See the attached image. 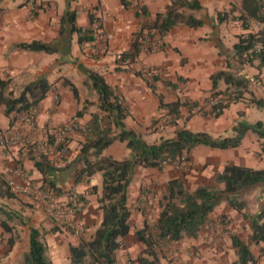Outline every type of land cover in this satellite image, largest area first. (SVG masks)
<instances>
[{
	"label": "crops",
	"instance_id": "crops-1",
	"mask_svg": "<svg viewBox=\"0 0 264 264\" xmlns=\"http://www.w3.org/2000/svg\"><path fill=\"white\" fill-rule=\"evenodd\" d=\"M31 1L38 4L37 12L32 11L29 5ZM200 1L203 6L200 10L179 6V11L202 19L204 22L202 26L195 28L181 22L163 36L157 33L160 43L158 50L149 53L141 50L136 58V67L146 64L158 69L153 83L150 84L143 75L136 74L138 70L127 69L126 64L117 63V57L130 49L134 35L141 26L145 23H153L157 14L165 13L173 0H75L71 9L76 8L78 11L79 26L90 27L95 24L91 23L92 18L95 20L101 14L107 16L103 23V31L108 38L109 49L100 55L93 54L88 44L82 49L78 39L75 44V35H72L69 50H65L64 38L68 34V29L71 31L72 29L70 24L63 22L62 18L68 7L66 6L64 10L60 9L59 0H2L0 2V79L9 80L8 92H15L13 89L17 87L21 92L27 84L40 77L46 78L50 84H53L47 97L39 103L38 138L42 137L44 127L49 124L61 126L77 122L82 127L90 126L97 115L101 120L103 112L100 108L99 94L88 74L81 69V65L99 72L106 78L128 108L129 113L124 120L127 128L142 134L148 143L175 137L178 127L192 131H206L214 137L230 135L239 120L248 118L254 103L243 99L232 103L219 117L206 114L202 110L206 100L213 92L223 91L230 84L224 79H218L215 88L213 75L220 71H228L250 78V90L257 98H264L262 97L264 96V65L258 58L249 62L234 49V45L239 41V35L251 31L250 27L245 29L235 21L244 0H223V7L216 6L217 16L221 14L220 16L224 17L217 21L222 22L220 24L214 21L215 18L211 20L210 6L206 0ZM262 4L264 9V0ZM220 16L219 19L222 18ZM224 22L230 23L234 31L232 34L234 40L230 39V36L227 38L229 43L224 42L227 37V34L222 33L221 25ZM33 40L55 44L59 47V51L48 53L17 46L19 43ZM67 79L77 86L78 97L70 85L66 84ZM83 87L89 90L84 91ZM91 93L93 95H90ZM56 94L59 95L58 105H55L54 101ZM245 96L247 97V94ZM161 97L168 104L181 99L196 106L189 117L190 107L181 105L177 118L178 125L173 123L163 125L162 117L170 113L168 108L161 107ZM17 114L18 112L15 111L7 114L6 106L0 103V127L5 129L15 124ZM85 136L82 129H76L72 133L69 145L70 157L65 163L66 170L57 176V183L64 191L72 188L87 199L82 212L77 213L75 217L85 225L88 230L86 235L91 237L102 219L98 198L102 191L103 176L102 172H98L90 181L87 179L79 183L74 181V170L84 165L78 156ZM123 144L127 150L121 152L122 157L118 158L113 154L111 145L104 150V155L120 160L130 157L132 150L128 148L126 142ZM21 154V150L6 151L0 148V197H4L0 203H5L3 206L8 211H4L3 216L0 214V264H17L21 259V250H25V248L20 249L18 245L21 242L20 238L25 237L22 242L26 243L27 239L29 242L32 228L40 231L43 240L44 236L47 240L52 236H61L59 232L49 229L54 222L40 206L35 205L27 196L10 193L7 178L17 176L16 171L19 169L27 172L38 185L43 186L44 183V175L36 167L35 159L24 158ZM228 163L264 168V137L260 138L254 132H248L240 146L226 149L198 145L192 151L190 166L186 171H180L173 165H167L163 169L136 166L129 188L132 229L124 238V245L117 252L118 263L128 264L129 256L137 263L136 258L144 245L136 238L135 231L142 228L146 217L149 219L159 211L161 194L166 190L169 179L181 175L194 189L200 185L214 184L219 167ZM93 186L98 187L97 192H92ZM261 189L264 191V188ZM259 191L260 189L256 187L245 195L249 214H256L264 201V197L257 196ZM6 197L10 198L9 203L6 202ZM14 201L18 204L14 205ZM140 203L153 213L148 215L145 208L135 209L134 207L141 205ZM12 211L22 214L21 225L14 226ZM219 214L227 217L232 233L240 236L245 242H251L250 221L243 213L232 208L227 202H222L217 207L214 217ZM204 234L205 231L198 238H186L174 244L181 255L182 264H231L238 258L232 245L231 235L226 236L223 245L215 246ZM11 238L14 239V245L10 244ZM47 245L50 249L49 243ZM262 245L264 243L260 245L253 241L251 245L254 254L260 257L259 264H264ZM123 249L127 252L125 257H121L120 251ZM25 251H28L27 247ZM160 257H164L167 263L171 264L167 255L161 253ZM52 260L57 264L54 258Z\"/></svg>",
	"mask_w": 264,
	"mask_h": 264
},
{
	"label": "trees",
	"instance_id": "trees-1",
	"mask_svg": "<svg viewBox=\"0 0 264 264\" xmlns=\"http://www.w3.org/2000/svg\"><path fill=\"white\" fill-rule=\"evenodd\" d=\"M74 1L67 0L68 10L62 18L63 22L70 24L72 31L78 33L80 47L85 49V45L88 44L95 54L93 48L98 45V29L105 33L103 24L97 25L100 18L95 20L92 18L91 23L94 22L95 24L87 28L79 26L77 24L78 11L76 8L71 9ZM179 6L188 7L192 10H200L203 7L200 0H173L165 13L157 14L153 23H145L141 26L134 35L130 49L121 53L122 58L117 60V63L133 64L140 55L141 41L146 35L155 39L158 37L157 33L163 36L173 26L181 22L195 28L203 25L202 19L193 14L186 15L180 12ZM243 8L253 19L264 22L262 0H244ZM220 17H222L220 20L224 18L223 16ZM246 22L244 21L243 27L249 29ZM63 31H65V27H63ZM260 41L264 42V29L258 32L251 30L239 35V41L234 45V49L241 57L245 56L249 62L258 58L264 65V53L257 54L253 50L255 44ZM17 46L26 50L48 53L59 51L57 45L40 40L22 42ZM81 69L88 74L99 94L100 108L104 113L105 124L103 125L99 115H97L94 122L88 126L91 131L86 134L78 156L84 165L75 170L74 181L75 183L84 179L90 181L96 173L102 172V191L98 198L102 210V219L90 238H81L80 241L71 243L69 246L70 264H119L117 252L124 245V238L132 229L129 188L136 166L156 167L158 169H163L167 165L176 166L184 155L190 161L192 151L198 145L221 149L238 147L248 132H254L263 138L264 122L259 120L251 123L247 119H242L233 127L232 134L219 137H213L206 131H192L185 127H178L175 137L162 138L159 142L148 143L142 134L127 128L124 120L129 113L128 108L106 78L84 65H81ZM136 74L142 75V72L136 71ZM218 79H224L230 83L225 90L212 93L213 96H223L226 99L223 111L217 113L214 109L207 110L209 111L207 112L204 107L202 108L206 114L210 113L215 117H219L232 103L246 99L245 94L247 91H251L249 86L251 79L243 77V75L220 71L213 75L215 88ZM66 84L70 85L78 97L77 86L69 79L66 80ZM8 85L9 80L0 79V103L6 106L7 114H11L13 111L22 112L34 105H39L47 97L53 86L46 78L40 77L27 84L16 96L13 91H7ZM251 94L253 95L251 101L260 107H264V98H257L252 91ZM192 104L188 101H181V99L168 104L161 97V107L169 109V113L175 117L171 123L176 125H178L177 118L179 117L180 106L187 105L193 112L196 105L193 106ZM118 139L126 142L132 150L130 157L120 160L113 156L104 155V150ZM35 165L44 175L43 187L53 189L58 195L63 194L64 189L57 183V176H60L66 168H57L46 158L36 159ZM256 187L264 188V168H254L235 163L220 166L214 184L200 185L195 189L191 188L181 175L169 179L166 190L161 194L160 208L155 219L150 220L146 217L142 228L135 231L136 238L144 245L143 250L137 256V263L161 264V253L166 255V245L162 246L163 244H175L186 238H198L207 225L214 224L217 219L214 217L217 207L222 202H227L232 208L243 213L246 219H249L252 230L251 242H245L235 233L230 234L232 245L238 257L231 264H259L260 257L254 254L251 245L252 241L260 245L264 243V201L256 214H249L245 199V195ZM92 188V192L98 191L97 186ZM82 200L86 205L87 199L83 196ZM221 218L229 227L227 217L221 215ZM54 230L67 231L60 226H55ZM14 243V239L11 238L10 244L14 245ZM261 248L263 255L264 245ZM21 264H54L48 254V245L36 228H32L30 232V248L23 254Z\"/></svg>",
	"mask_w": 264,
	"mask_h": 264
},
{
	"label": "built area",
	"instance_id": "built-area-1",
	"mask_svg": "<svg viewBox=\"0 0 264 264\" xmlns=\"http://www.w3.org/2000/svg\"><path fill=\"white\" fill-rule=\"evenodd\" d=\"M33 12L38 11V4L35 1L29 3ZM98 24H103L107 19L105 14L100 15ZM237 24H244L247 21L249 27L254 24L256 27L264 29V22L253 19L249 14L240 8L239 16L235 18ZM96 25V26H97ZM98 45L94 48L97 55L108 51V38L101 29L97 33ZM146 38V39H145ZM143 39L146 46L144 51L150 49L158 50L160 43L158 37L151 38L146 35ZM255 53H264V42L260 41L253 47ZM122 55H118L121 59ZM55 105L59 103V95L56 94ZM226 99L223 96L211 95L204 104L205 110H214L217 113L223 111V106ZM203 109V110H204ZM40 112L39 105H34L28 110L18 112L15 119V124L8 128L0 127V148L6 151L21 150L24 158H46L53 166L57 168L65 167L67 159L70 157V137L76 129H82L84 134H88L91 128L88 126H80L77 122L66 123L61 126L49 124L44 127L42 137H37V132L40 131L38 124V115ZM175 117L171 114L165 115L163 121L171 123ZM166 163V162H164ZM189 164L187 156L181 157L180 161L175 166L177 169H183ZM16 175L7 178V186L12 194L27 196L31 201L40 206L52 219L56 226L65 228L67 231L74 232L79 236L84 231V225L75 217L79 212H82L85 204L82 196L74 189L64 191L58 195L53 189L45 188L38 185L32 177L22 169L16 171ZM204 236L215 246L223 245L226 236L230 235L227 225L222 218H217L213 225H207L204 229ZM222 247V246H221ZM165 252L172 264H182L181 255L179 254L176 245L167 244ZM193 255V254H191Z\"/></svg>",
	"mask_w": 264,
	"mask_h": 264
},
{
	"label": "rangeland",
	"instance_id": "rangeland-1",
	"mask_svg": "<svg viewBox=\"0 0 264 264\" xmlns=\"http://www.w3.org/2000/svg\"><path fill=\"white\" fill-rule=\"evenodd\" d=\"M10 1V0H9ZM60 1V4H59V6H60V9H62V10H64V9H66V6H67V0H59ZM206 3L208 4V6H210V9H209V13H210V15H211V20L213 21V18H215V22H217V21H219L220 19L218 18V16H217V12H215V7L216 6H220V7H223V4H224V1L223 0H206ZM224 13V12H223ZM239 16V15H238ZM94 17H96V16H94ZM97 18V17H96ZM95 18V19H96ZM106 20H104L103 21V23L105 22ZM217 23H219V22H217ZM220 23H222V22H220ZM219 23V24H220ZM242 25H243V23H242ZM86 28H87V26H86ZM221 28H222V33H223V35L224 34H227V37L224 39V42H226V43H229L228 42V37L230 36V39H232V40H234V37H233V33H234V31H233V28L231 27V25H230V23H227V22H224L223 23V25H221ZM250 28H251V30L252 31H254V32H258V31H261V30H263V29H261V27L260 28H258V27H256L254 24H252V25H250ZM77 32H73V31H71V30H69L68 29V34L67 35H65V38H64V40H65V50L66 49H68L69 50V48H70V46H71V41H72V35H75V44H76V41H77V39H78V36H77ZM142 42V48H141V50H143V47H145L146 46V43L144 42V40H142L141 41ZM223 46H225L224 45V43H223ZM154 51H156V49L154 50V49H150L149 51H148V53L149 52H154ZM117 60H119L118 59V57H117ZM136 62V61H135ZM135 62L133 63V64H131V65H129V64H126L125 66H127V67H125V68H127V69H132V68H134L135 70H138V71H141L142 72V75H143V77L145 78V80L146 81H148V82H152L153 83V81H154V77L157 75V73H155V72H157L158 71V69L157 68H154V67H151V66H148V65H146V64H141L140 66H135ZM122 66H124V65H122ZM159 73V72H158ZM256 79H258V78H256ZM249 86H250V84H249ZM83 89H84V91H87V90H89V88H87V87H83ZM13 90H15V95L16 96H18L21 92H20V88H14ZM253 94H254V92H252ZM247 97H246V99H248L249 100V102L250 103H254V102H252L251 101V99H252V97H253V95L251 94V91H247ZM90 95H93V93H91ZM255 95V94H254ZM256 96V95H255ZM262 97H264V96H262ZM252 109V111H251V114L248 116V118H247V120L249 121V122H251V123H255V122H257V121H259V120H262L263 122H264V107H260V106H258L256 103H254V106H252L251 107ZM192 111H190V113H191ZM167 114H169V113H167ZM102 117H101V121H102V123H103V125L105 124V122H104V113H102V115H101ZM165 116V115H164ZM162 122H163V125H166L167 123L166 122H164L163 121V117H162ZM213 136V135H212ZM214 137V136H213ZM116 142V143H115ZM115 142H114V144H113V146H112V144H111V146H112V150L114 151V153L113 154H115L116 155V157H118V158H120V157H122L121 155V152L122 153H124L125 152V150H127L126 149V147H125V144H123V142L124 141H121V140H115ZM127 145V144H126ZM129 148V147H128ZM189 164L185 167V168H183L182 170L180 169V171H186L188 168H189ZM179 170V169H178ZM75 171V170H74ZM259 189H260V191H259V193H258V197H264V191L260 188V187H258ZM2 198H4V197H0V200L2 199ZM9 197H6V202H10L9 201ZM144 199H145V197H144ZM5 203H0V214H2V216H3V212L4 211H6V212H8L7 211V208L5 207V206H3ZM18 204V202L17 201H14V205H17ZM141 205H137V206H135L134 208L135 209H139V210H141L142 208H145V210H146V207H144L143 206V204L142 203H140ZM146 212L148 213V215L150 214V213H153V212H151V210H146ZM158 213V212H157ZM12 215H13V224H14V226H19V225H21V220H20V216L22 215V214H20V213H18V212H14L13 213V211H12V213H11ZM156 216V215H155ZM155 216H153V217H151V218H149L150 220L152 219V220H154L155 219ZM148 218V217H147ZM216 218H221V214H219ZM55 224L51 227V228H49L50 230L52 229V230H54V228H55ZM228 230H229V234H231L232 232H231V229L228 227ZM55 231V230H54ZM90 231V230H89ZM56 232H59V235H61L60 237H55V236H52L49 240H47L46 238H45V236H44V241L46 242V243H49V246H50V249H48V254L50 255V257L51 258H54L56 261H57V264H70V258L68 257V254H69V246L71 245V243H73V242H78V241H80L81 240V238H90L88 235H86V233H88V230L86 229V227H85V225H84V231H83V233L81 234V235H75L73 232H70V231H62V230H58V231H56ZM24 238L25 237H22V238H20V243L18 244L19 245V247H20V249H24L25 248V250H26V247H27V249L29 250V248H30V240H29V242H28V239H27V242L26 243H24V242H22L23 240H24ZM23 239V240H22ZM168 243H166V244H163L162 246H165V245H167ZM25 250H21V255H20V258L21 259H19L18 261H17V264H21L23 261V254L26 252ZM120 253H121V257H125L126 255H127V252H125L124 251V249L123 250H121L120 251ZM166 253V252H165ZM167 255V254H166ZM137 259V258H136ZM127 262H128V264H138V263H136L130 256H129V258H128V260H127ZM160 262H161V264H168L167 263V261H166V259L164 258V257H161L160 258ZM6 264H13V263H6Z\"/></svg>",
	"mask_w": 264,
	"mask_h": 264
}]
</instances>
